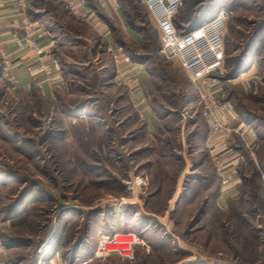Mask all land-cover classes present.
Returning a JSON list of instances; mask_svg holds the SVG:
<instances>
[{
  "label": "rangeland",
  "instance_id": "374dc122",
  "mask_svg": "<svg viewBox=\"0 0 264 264\" xmlns=\"http://www.w3.org/2000/svg\"><path fill=\"white\" fill-rule=\"evenodd\" d=\"M184 1L179 29L228 14L221 99L261 120L252 149L258 157L244 152L236 198L224 210L215 206L223 180L216 171H226L217 159L229 145L216 144V154L207 149L195 89L160 53L157 25L144 6L120 0L129 24L142 31L139 43L110 46L86 22L67 19L82 33L75 58L86 67L59 89L50 83V100L33 84L12 88L1 78L0 59V236L10 250L7 264H77L112 232L135 233L143 242L132 259L90 264H264V0ZM253 60L263 81L255 93L237 82ZM137 61L146 70L144 104L157 113L150 137L133 112L137 87L127 83L137 81V69L122 68Z\"/></svg>",
  "mask_w": 264,
  "mask_h": 264
},
{
  "label": "crops",
  "instance_id": "0c3cea01",
  "mask_svg": "<svg viewBox=\"0 0 264 264\" xmlns=\"http://www.w3.org/2000/svg\"><path fill=\"white\" fill-rule=\"evenodd\" d=\"M33 1L34 0H27L28 6L26 15L33 28V31L36 32V39L42 46V54L40 55V57L43 58L45 61H56L62 71L60 75H57V73H55L53 78H56L55 80L57 82H61L70 73L81 76L80 74L82 72H80V69L86 66L82 65V63L77 58H75V54L77 53L78 45L82 43V41L80 40L82 33L80 34L78 31L69 29L68 25H66L67 19H74L63 9L58 0H36L40 2V6L34 5ZM83 1L90 11V17L85 23L87 25L84 26L94 32V34L99 39H101L104 44H108L114 47H121L125 42L127 43V41L129 40L136 44L139 43V41L141 40L142 31L139 28H134L129 24V22L127 21V16L121 7L120 0ZM192 23L193 21L185 25L184 28L186 29L184 30L193 29L191 26ZM0 29L4 35V40L6 41L7 49L9 52H11V56H14V60H18L19 58L25 63L34 65L37 64V54L30 50L23 51V49H21V51H19L16 50L15 47H13L12 34L14 32L21 33L20 18L17 14V9L14 0H0ZM253 59L256 60V56H254ZM255 60L250 62V59V61L245 63V65L247 64L245 66L246 72H241L242 74L237 77V82H241L242 86L245 89H254V93L256 92L257 87L263 82L262 80H260V78H258L261 67L259 66V64H257ZM129 65L137 69L138 75L136 77L138 80L137 89L131 94L134 95L131 99L132 103L134 104V108L132 107L133 112L137 117L138 126H142L141 128L143 134L146 135L147 133L149 135L151 130L154 131V128L157 127V120L154 121L155 115L157 113L153 111L154 109L151 108L148 103L144 104L145 94L143 91V80L146 71L145 65L142 64V62L139 63L137 61L132 63H126V65H122V68H124L125 66L130 67ZM17 77L20 83L19 90L21 91H26L27 88L29 89L31 84H33V88L41 89L39 93L42 94L47 100H50L55 94L54 88L50 85L49 82L46 81L44 75H40L34 82H31L30 77L22 69H18ZM69 83L71 82L69 81ZM66 89V86L63 87V92ZM56 93L58 94L59 92L56 91ZM228 106L229 110L227 112V116L230 121L229 128L233 131L232 139L229 142H226L229 145V148L224 151L223 157H221V159H217V161L219 160L221 164L226 163L224 168L226 171H224L221 175L219 171L222 168H217L216 172L221 179H223L227 174H230L227 177L230 178L232 182L226 186H223L226 183L222 180V186H218L220 191L216 190L217 196L214 204L217 208L221 210L225 209L227 205L226 200L230 198H236L237 191L235 186L239 183V177L237 172L235 175H232V171H238V168L240 167V164L243 162L245 157L244 152H250V154H248L250 155L251 159H253V155L256 159L258 157L257 154L253 153L252 149L258 144L261 125V120L259 118H256V116L252 118H247L245 115L246 113L241 112L240 110L237 111L233 107V105L231 106L229 103ZM242 131L246 133L248 139L246 145L241 141L238 135V133ZM148 137H150V135ZM205 139V145L210 151L214 147H216V144L222 145L223 141L222 139L212 135L210 132L207 133ZM221 145L219 146L222 147ZM215 152L220 153V148L217 150L215 149L212 153L216 154ZM210 159L211 158H209V160ZM185 162L186 161H184V163ZM190 166L192 165H187V163L185 164L186 169H184L186 170V172L189 171V169H192ZM195 172L191 171L189 175H194L196 174ZM183 175L185 176L187 174L183 172L180 177H182ZM2 226L4 227V223L0 221V232ZM9 252L10 250H8V248L3 244L0 236V264H7V261L9 260Z\"/></svg>",
  "mask_w": 264,
  "mask_h": 264
},
{
  "label": "built area",
  "instance_id": "2783aa9c",
  "mask_svg": "<svg viewBox=\"0 0 264 264\" xmlns=\"http://www.w3.org/2000/svg\"><path fill=\"white\" fill-rule=\"evenodd\" d=\"M58 1L72 18L79 22L88 21L90 11L83 0ZM136 1L144 6L148 16L157 25L160 53L167 60L178 63L179 68L187 76L192 88L197 93L201 115L209 132L222 139V145L225 146V143L232 139L233 133L229 128L230 121L227 116L229 107L221 99L222 87L219 85L220 77L224 72V40L228 30V14L220 11L206 23L193 29L184 30L179 29L176 24V17L184 8V0ZM14 3L20 18L21 33L14 32L12 34L13 47H18L20 50L25 48L37 54V64H28L21 59L12 60L0 29V59L3 63L1 78L8 82L12 88L17 89L20 84L17 70L22 69L30 77L31 82H34L40 75H44L47 82L59 89L61 84L53 80V76L60 71V67L56 61H45L40 57L42 46L36 39V32L33 31L26 15L27 0H14ZM127 83L131 88L138 86V80L136 82L128 80ZM238 135L246 145L248 140L246 133L242 131ZM235 174L236 170H233L232 175ZM227 180L225 177L223 178V181ZM141 241L137 234L131 232L103 234L97 241L92 257L89 260L79 261L77 264H90L93 260L112 256L132 259L134 248L140 245ZM54 264L62 263L57 261Z\"/></svg>",
  "mask_w": 264,
  "mask_h": 264
},
{
  "label": "bare ground",
  "instance_id": "6f19581e",
  "mask_svg": "<svg viewBox=\"0 0 264 264\" xmlns=\"http://www.w3.org/2000/svg\"><path fill=\"white\" fill-rule=\"evenodd\" d=\"M134 184L137 186V185H139L140 183L137 184V183L135 182ZM131 241H132V240H131Z\"/></svg>",
  "mask_w": 264,
  "mask_h": 264
}]
</instances>
